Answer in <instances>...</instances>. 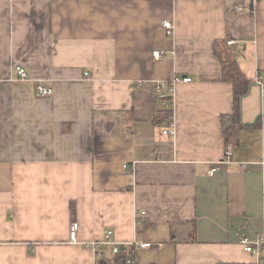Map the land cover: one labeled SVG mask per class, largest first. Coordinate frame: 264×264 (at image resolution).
<instances>
[{"label":"crops","instance_id":"0c3cea01","mask_svg":"<svg viewBox=\"0 0 264 264\" xmlns=\"http://www.w3.org/2000/svg\"><path fill=\"white\" fill-rule=\"evenodd\" d=\"M263 154L264 0H0V264H94L108 230L106 264L257 263L240 239L264 234Z\"/></svg>","mask_w":264,"mask_h":264},{"label":"built area","instance_id":"2783aa9c","mask_svg":"<svg viewBox=\"0 0 264 264\" xmlns=\"http://www.w3.org/2000/svg\"><path fill=\"white\" fill-rule=\"evenodd\" d=\"M163 27L165 29V33L168 36L174 35L175 25L171 20H166L163 23ZM153 55L155 58L160 59L162 58L163 53L160 50H155L153 52ZM16 69L21 78L24 79L28 77L27 71L24 67L17 66ZM191 80L192 78L190 76L176 75L169 81H159L156 86L158 95L162 99H168V100L172 99L175 93L176 84L181 81L189 82ZM38 90H39L40 95H49L52 93L51 88H47L42 85L38 86ZM169 106L171 105L169 104ZM163 133L172 134V135L176 133V126L174 124V121L171 122L170 128L164 129ZM232 156H233V145L228 144L226 147L224 158L217 161L215 163L216 164L215 167L212 168L209 172L212 174L220 167V165L230 163L232 161ZM261 163L264 165V154H263ZM77 231H78V224L77 222H73L71 224V231H70V239L72 242L78 241ZM240 243L243 245L244 249L247 252L256 254L259 257V261L257 262V264H264V260L260 258L261 251L264 247V234L256 235L255 237H252V238L249 236H243L240 239ZM86 244L88 247H90L93 250L94 264H106V262L103 261L104 251L101 249L103 244L112 245L113 253L116 255H118L122 250L121 245L113 239L112 230H108L106 232L104 239L87 242ZM146 246L148 247L149 245H146ZM131 260H132L131 258H126V261H125L126 264H130L132 262Z\"/></svg>","mask_w":264,"mask_h":264},{"label":"trees","instance_id":"16d2710c","mask_svg":"<svg viewBox=\"0 0 264 264\" xmlns=\"http://www.w3.org/2000/svg\"><path fill=\"white\" fill-rule=\"evenodd\" d=\"M214 51L218 56L222 66V79L229 82L233 86V117L239 128L252 127L257 123L242 125L239 121L240 101L241 97L248 91L250 81L246 77L245 73L240 68L237 59L235 58L232 49L229 47L227 41L216 40L214 43ZM172 109H168L167 112H160L156 115L157 121L170 119ZM127 256H131V251L126 250ZM264 260V257H261ZM257 264V263H254Z\"/></svg>","mask_w":264,"mask_h":264}]
</instances>
